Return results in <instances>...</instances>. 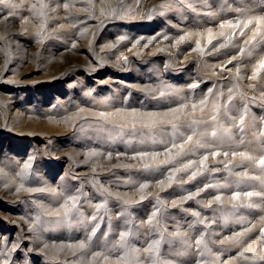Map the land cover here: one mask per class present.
<instances>
[{"label":"rangeland","instance_id":"obj_1","mask_svg":"<svg viewBox=\"0 0 264 264\" xmlns=\"http://www.w3.org/2000/svg\"><path fill=\"white\" fill-rule=\"evenodd\" d=\"M112 1L0 2V264H123L122 256L129 264H137V259L139 264H152L153 260L166 264H264L251 252L239 255L249 244L256 256L264 255L260 233L264 198L253 197L252 203L258 207L252 208L233 209L230 201L235 191L241 192V203L246 199L243 192L264 191L260 180L237 185L235 172L248 171L250 176L259 177H264V172L248 162L232 168L233 174L225 169L233 161L234 151L257 158L264 155V136L260 135L264 131V70L253 75L264 59V44H245L256 31L255 18H264V0H126L123 10L129 16L125 19L101 15V9L108 12L117 6V0ZM42 4L46 7L41 8ZM238 8L250 11L238 14ZM248 19L253 22L245 29ZM238 20V27H221L226 21L235 25ZM42 24L46 26L40 28ZM260 29L264 33V20ZM209 32L214 37L211 43ZM122 36L124 40H120ZM182 36L184 42L180 41ZM229 39L231 44L221 48ZM109 45L116 47L109 50ZM241 47L245 48L243 55ZM162 85L178 91L154 99ZM146 88L156 91H141ZM230 89L233 99L229 102ZM205 98L208 102L202 112L199 102ZM102 100L107 103L101 104ZM193 103L198 105L195 118L205 120L213 114V103H228V116L221 115L218 123L232 127L230 139L205 137L202 142L210 147L195 148L170 165L148 170L142 165L153 163L151 155L140 158L136 153H158L156 160L168 158L166 149H172L174 155L177 149L173 144L179 145L192 135L186 124L179 132L171 125H161L132 133L92 118L93 112L117 109L163 115L181 105H187L186 111L192 113ZM245 105L241 131L233 125ZM80 108L84 109L81 117L88 119L77 118L74 127L66 118ZM195 127L212 131L211 126ZM93 150L98 155L89 157ZM212 151L221 155L213 160ZM224 152L229 155L225 157ZM205 154L209 156L205 174L184 183ZM189 160L196 162L194 166L187 173H178L169 186L171 170ZM239 160L236 157L233 162ZM25 164L31 167L24 170ZM22 170L23 180L17 175ZM21 183L25 188L56 189L58 194L23 189L18 193ZM141 184L148 187L141 190ZM206 184L227 187H211L193 199H182ZM216 195L222 196L223 206L215 203ZM71 196L79 197L78 212L74 210L67 220L42 214L43 210L62 211L61 205ZM209 200H213L211 208L205 207ZM173 201L178 202L176 206ZM97 204L103 207L97 210ZM154 212L156 216L148 225ZM197 212L204 224L198 223ZM38 215L40 221L32 231L30 226ZM94 215V223L86 219ZM95 224L99 228L88 250L74 256L66 246L86 240ZM249 228L252 231L241 243L220 244L226 236ZM121 231L131 232L123 247L118 244ZM177 231L185 234L187 243L171 239ZM161 233L164 238L159 249L145 253L154 240L161 239ZM198 238L204 240L199 251L195 248ZM132 249L139 250L138 256ZM93 253L100 255L94 257Z\"/></svg>","mask_w":264,"mask_h":264},{"label":"snow or ice","instance_id":"obj_2","mask_svg":"<svg viewBox=\"0 0 264 264\" xmlns=\"http://www.w3.org/2000/svg\"><path fill=\"white\" fill-rule=\"evenodd\" d=\"M0 2L6 3L8 4L10 2V0H0ZM53 2H55V0H53ZM126 0H117V6L116 7H112L110 11L105 12L103 9H101V15L105 16L107 18H120V19H125L128 18L129 13L125 12L124 9V4H125ZM88 3H91V0H88ZM13 7H15V5H11ZM46 7V5H41V8ZM69 7V5L66 3L64 4V8L67 9ZM53 11H56V9H53ZM238 14H243L247 11V9H243V8H238L236 9ZM42 15V13H40ZM88 14L91 17L93 15L91 10H88ZM209 15H211V13H207ZM134 18V17H133ZM148 18H151V15L148 16ZM262 20H264V18L261 17H256L255 18V22L257 25L256 31L253 33V36L245 41L246 45H256V44H264V33L261 32L260 29V25L262 23ZM253 20L252 19H248L245 23H244V28H248V26L250 24H252ZM225 25H227L228 27H238L239 26V20L237 21V23L234 25L231 22H225V24H222L221 27H224ZM44 24L41 25V28H44ZM241 36H243L244 34V30L241 29ZM38 35L40 34L39 32L37 33ZM187 35V34H186ZM219 35L223 36L224 33L221 32L219 33ZM259 38V39H258ZM125 37H120V40H124ZM165 39H167V37H165ZM212 39H214V37L211 36V32H209V43L212 42ZM234 39V38H233ZM185 40V36L180 37V41L184 42ZM232 40L229 39L228 41H226V43L224 45H221V48H225L227 47L229 44H231ZM137 43H139V41H137ZM197 43L199 44V41H197ZM75 47V45H73ZM109 50H111L112 48H115L116 45H109ZM219 51V50H217ZM240 54L243 55L245 53V48L241 47L239 50ZM248 55L251 56L252 55V51L248 52ZM236 57H233V60H235ZM124 62H127V57H124ZM227 63H232V61H228ZM264 70V59H261L259 61V68L256 69V71L253 73V75L255 76L259 71ZM239 71V69H238ZM190 87L195 88L197 87V85H190ZM162 90L159 91V95L153 97L154 99H160V98H164L170 94H173L175 92H177L178 90L173 88L171 85H162L161 86ZM141 91H145L148 93H152L155 92V89H151V88H146V89H141ZM211 91V90H210ZM231 92L232 90H229V102L232 101L233 97L231 96ZM91 93H89L90 95ZM207 98H205L204 100H201L199 102V106L201 107V111L203 112V106L207 104ZM101 104H105L107 103V100H102L100 101ZM192 107V113H188L186 111L187 105H181L179 108H174L171 109L170 112L168 113H164L163 115H159L157 113H140L137 112L136 110H132V111H125V110H121V109H117L114 112H104V111H100V112H93L92 113V118H98L100 121L103 122L104 126H111L112 128L118 129L120 132H132L135 133L140 129H155L161 125H171V127L173 129H176L177 132H179V129L182 125H187L188 129L192 132V135H188L187 139L184 140L183 143L176 145L173 144V148L177 149V151L175 152L174 155H172V149H166V152L168 153V158L164 159V160H156V157L159 155L158 153H148V152H138L136 153V156H139L140 158H145L148 157L149 155H151L152 159H153V163L148 164L145 163L142 165V169L144 170H148V169H152V168H159L162 165H170L173 163L174 160H176L177 158L183 157L185 156L188 152L192 151L195 148H205V147H210V145H206L205 143L202 142L203 138L210 136L213 139H218V140H226V139H230L231 137V132H232V127H225L223 124H219L218 121L221 118V115L227 117L228 113H229V104L225 103L223 105L219 104V103H213L212 106V111L213 114L211 115L209 120H205L203 119V117H201L200 119L195 118L194 114L197 110L198 105L196 103H193L191 105ZM84 112V109H79L74 116L72 117H67V120H72L73 121V126L76 127L75 121L77 118L79 119H88V117H81V113ZM247 114V105L244 106V110L243 113L240 115L239 117V121L234 123V127H238L241 131L244 130V122H245V115ZM181 116L185 117V120H181ZM197 125H204L205 127L211 126L212 127V131L210 133H208L207 131H198L197 128L195 126ZM261 136H264V131H261L260 133ZM189 145H191V148L189 147ZM225 157H227L229 155V153L224 152L222 153ZM89 157H95L98 155V153L93 150L91 152H89L87 154ZM110 155V154H109ZM210 155L212 156L213 160H215V158L219 155H221L220 152L218 151H212L210 153ZM232 157H233V161H235L236 157H239L240 160L238 162H233L230 161L229 164L225 165V169L229 171L230 174H233L231 172V169L234 167H239L244 165L246 162L248 163H253L255 164V166L259 167L261 169L262 172H264V155H260L258 158L250 155L248 152H244V151H239V152H232L231 153ZM136 157L134 156L133 159H135ZM209 159V156L207 154L203 155L200 160H199V168L196 171H192L191 175L188 177L187 181H184V183H189L193 180H195L198 176H202L205 174L206 170L208 169L209 165L207 163ZM196 162L189 160L187 163L183 164L181 167L179 168H173L169 174V181L170 184L169 186H171V182L176 178V175L178 173H187L189 172V170L194 166ZM31 165L30 164H25V169L27 170L28 168H30ZM21 173H17V175L23 180V171ZM234 176L236 177V183L237 185L243 183L245 180H260L262 184H264V177H259V176H250L248 171H243V172H235ZM160 184H163V181L159 182ZM7 187V186H6ZM148 185L146 184H141L140 185V189L144 190L145 188H147ZM211 187H227V185H212V184H206L204 186V188L199 189L198 192L196 193H192L190 195L184 196L182 199L184 201H187L189 199H193L196 196L199 195L200 192H204L206 189L211 188ZM27 191V192H36V191H40V192H45L48 191L53 195H57V190L56 189H45V188H40V189H34V188H25L23 183H21V185L19 187H17L16 191L19 193L21 190ZM103 192L107 193V189H102ZM108 195H111V193H108ZM256 196H260L262 198H264V191L262 192H254V191H245L243 192V197H245L246 199L244 200L243 203L240 202V198H241V192L239 191H235L232 193L231 197H230V201H231V208L235 209L238 207H248V208H252V207H258L257 205H254L252 203V198L256 197ZM141 201H143L145 199V197L141 196ZM157 199H159V197H157ZM79 200L78 196H71L68 199L65 200L64 204L61 205V209L57 210L55 212H49L47 210H43V205H39L38 207H40L43 211L42 214L43 215H47V216H53L55 217L57 220H67L69 218L70 215H72L73 211L76 210L78 212V209L76 207L77 202ZM214 201L216 204L223 206V200H222V196L221 195H216L214 197ZM125 204H129V203H133L130 201H124ZM177 201H173V206L177 205ZM213 206V200H209L207 202V204L205 205V207L211 208ZM101 207H103V205L101 204H97L96 205V209H100ZM80 215H83L82 213H80ZM194 215L198 218V223L204 224L205 221L204 220H200L199 216L200 213H194ZM156 213L154 212L152 214V217L149 218L148 220V225H151L153 222V219L155 218ZM89 221H91L92 223H94L97 219V216H91L86 218ZM40 221V216L38 215L35 218V222L32 226H30L32 231L36 230V225L39 223ZM99 228L98 224H95V226H93L91 228V235H88L86 237V240H81L76 244H68L66 247L72 251V254L75 256L78 253L83 255L89 248L90 242L92 241V237L95 235L97 229ZM252 229H245L243 232H239V233H234L232 236H226L224 238V240L220 241L221 245H224L228 242H231L232 244L236 245L242 242V238L247 236L249 232H251ZM260 233L261 236L264 237V228L260 229ZM105 235H107V233H105ZM131 236V232L129 231H121L119 233V240H118V244L123 247L124 246V242L128 240V238ZM164 236L163 233H161V239L160 240H154L147 249H145V253L147 254H151L155 251H157L162 243ZM172 240H183L185 243H187V239L184 233H181L179 231L172 233ZM87 241V242H86ZM204 244V240L202 238H198L195 241V248L197 249V251L200 250L201 245ZM48 245H45V248H48ZM55 247V245L53 246ZM205 247H207L205 245ZM60 250H63V247H61ZM133 254H136L138 256L139 250L138 249H132L131 250ZM208 251L210 252L211 249H208ZM246 252H251L253 253V258L254 259H259L261 261H264V255H260V256H256L255 254V250L252 246V244H249L245 249H243L242 251L239 252L240 256H244ZM100 253H93V256H99ZM218 259V257H217ZM105 260H108V257L105 256ZM120 260L123 261V264H129L128 260L126 259V257L122 256L120 257ZM113 264H115V262H113ZM137 264H139V261L137 259ZM152 264H166V262H161V261H156L153 260Z\"/></svg>","mask_w":264,"mask_h":264},{"label":"bare ground","instance_id":"obj_3","mask_svg":"<svg viewBox=\"0 0 264 264\" xmlns=\"http://www.w3.org/2000/svg\"><path fill=\"white\" fill-rule=\"evenodd\" d=\"M113 1H115V0H113ZM113 1H112V2H113ZM209 5H210V4H209ZM202 8H203V7H202ZM36 14H37V13H36ZM37 15H38V14H37ZM196 15H197V14H196ZM40 18H41V15H40ZM192 19H193V16H192ZM51 21H53V20H51ZM48 22H50V21H48ZM53 22H54V21H53ZM53 22H52V23H53ZM31 23H32V22H31ZM47 24H48V23H47ZM44 25H45V24H44ZM45 26H46V25H45ZM45 26H44V27H45ZM28 27H29V25H28ZM40 28H41V27H40ZM40 28H39V29H40ZM47 29L49 30L50 28H47ZM40 30H41V29H40ZM50 30H51V29H50ZM50 30H49V31H50ZM77 30H79V29H77ZM80 30H81V29H80ZM44 31H46V30L44 29ZM62 31H63V30H62ZM85 31H86V30H85ZM42 32H43V29H42ZM66 32H67V31H66ZM86 32H87V31H86ZM86 32H85V33H86ZM43 33H44V32H43ZM47 34H48V31H47ZM71 43H72V42H71ZM86 43H87V42H86ZM73 44H74V43H73ZM75 44H76V43H75ZM84 44H85V43H84ZM86 46H87V45H86ZM77 47H78V46H77ZM83 47H84V45H83ZM102 47H103V46H102ZM106 48H108V47H106ZM106 48H105V49H106ZM108 49H109V48H108ZM69 52L71 53V51H69ZM73 52H74V51H73ZM68 54H69V53H67L66 55H68ZM77 54L79 55L78 52H77ZM71 55L74 56V53L71 54ZM82 56H83V55H82ZM69 57H70V56H69ZM87 57H88V56H87ZM87 57H86V58H87ZM14 58H15V57H14ZM11 60H12V59H11ZM17 60H18V59H17ZM59 60H62V59H59ZM76 60H77V59H76ZM88 60H89V58L87 59V61H88ZM9 61H10V60H9ZM64 61H65V60H64ZM64 61H62V62H64ZM60 62H61V61H60ZM64 71H65V70H64ZM51 72H52V70H51ZM53 73H54V71H53ZM47 74H48V73H47ZM46 76H47V75H46ZM80 109H81V108H80ZM95 109H96V108H95ZM76 111H78V110H76ZM85 112H86V110H85ZM82 113H84V112H82ZM86 113H87V112H86ZM89 113H90V112H88V114H89ZM70 115H71V114H70ZM72 115H73V114H72ZM81 115H82V114H81ZM10 117H11V116H10ZM12 119H13V118H12ZM14 119H15V118H14ZM51 119H52V118H51ZM52 120H53V119H52ZM52 120H51V121H52ZM20 124H21V123H20ZM28 124H29V122H28ZM17 125L19 126L18 123H17ZM17 125H16V126H17ZM45 125H46V124H45ZM47 125L50 126V123L47 124ZM18 126H17V127H14V128L16 129V128H18ZM27 126H28V125H27ZM29 126H30V125H29ZM40 126H44V125H42V123H40ZM49 126H48V127H49ZM51 126H52V125H51ZM53 126H54V125H53ZM53 126H52V128H53ZM56 126H57V125H56ZM58 126H60V125H58ZM58 126H57V127H58ZM30 127H32V123H31V126H30ZM45 127H46V126H45ZM57 127H55V128H57ZM46 128H47V127H46ZM62 128H65V127H62ZM66 128H67V126H66ZM66 128H65V129H66ZM25 129H26V128H25ZM28 129H29V128H28ZM28 129H27V130H28ZM34 129H35V128H34ZM36 129H37V128H36ZM57 129H58V128H57ZM16 130H18V129H16ZM23 130H24V129H23ZM31 130H32V129H29L28 132H30ZM43 130H44V129H43ZM46 130H50V129H46ZM24 131L27 132L26 130H24ZM24 131H23V132H24ZM54 131H56V130H54ZM31 132H32V131H31ZM47 132H49V131H47ZM57 132H58V131H56V133H57ZM37 133H40V132H37ZM50 133H51V131H50ZM132 196H133V195H132ZM117 223H118V221H117ZM116 225H117V224H116ZM119 227H120V226H119ZM78 239H79V238H78ZM76 242H78V241H76ZM74 243H75V242H74ZM75 244H76V243H75ZM59 248H60V247H59ZM59 248H58V249H59ZM65 250H66V248H65ZM55 251H57V250H55ZM55 251H54V253H55ZM63 251H64V250H63ZM63 251H62V252H63ZM71 251H72V250H71ZM71 251H70V253H71ZM57 252H58V251H57ZM62 252H61V254L63 255ZM64 252H65V251H64ZM54 253L51 252V255L54 254ZM66 253H67V252H66ZM70 253H68V254H70ZM70 255H71V254H70ZM64 256H65V255H64ZM83 258H85V257H83ZM81 259H82V258H81ZM77 260H78V259H77ZM79 260H80V259H79ZM80 261H81V260H80ZM82 261H84V260H82ZM86 261H87V260H85V262H86ZM89 262H90V260H88V263H89Z\"/></svg>","mask_w":264,"mask_h":264}]
</instances>
